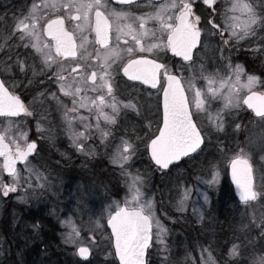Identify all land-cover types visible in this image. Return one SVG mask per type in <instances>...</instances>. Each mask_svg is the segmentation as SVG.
Returning <instances> with one entry per match:
<instances>
[{
  "label": "snow or ice",
  "instance_id": "snow-or-ice-1",
  "mask_svg": "<svg viewBox=\"0 0 264 264\" xmlns=\"http://www.w3.org/2000/svg\"><path fill=\"white\" fill-rule=\"evenodd\" d=\"M156 2L158 7L154 13L139 17L114 9L109 11L102 0H48L41 4L33 3L29 13L17 20L12 33L24 48L32 50V55L38 58L42 68L51 70L56 66L57 70L53 71L48 79L58 85L60 93L71 98L73 107L69 109L62 105L56 93H52L51 98L56 101L58 107L64 109L66 131L72 145L79 152L85 153V142L92 138L93 130L99 134L100 143L105 149L108 148L109 137L115 139L110 131L101 128V121L107 126L116 125L117 116L122 109L140 115V109L137 107L139 101L133 102L130 99L124 103L117 99L118 76L121 79L127 77L129 81L150 85L163 93V126L157 129L158 134L141 137L135 135L133 129L135 139L121 137L120 145L109 156L110 163L119 169L125 188L131 193V200L126 195L123 201L114 202L105 210L107 223L111 226L115 238V252L120 264H151L149 248L154 243V229L155 243L166 248L164 236L167 229L154 213L155 194L146 196L141 191L144 177L138 171L134 175L130 170L132 161L138 158L141 152L140 145H144V151L148 152L155 168L161 171L170 170V167H178L184 158L197 159L212 143L211 138L202 133L194 117L208 115L211 127L220 133L225 128V116H230L232 110L239 109L243 104L252 109L256 117L264 120V93L253 91L257 84H264V81L258 76L247 74L242 65H233L231 58L224 54L241 41L256 37L258 31H264V6L256 5L255 0H220L219 3L217 0H202L203 5H216L205 16V28H202L201 15L194 11L197 0ZM117 3L122 7L132 8L136 6L137 0H117ZM217 7L220 8L219 13L216 11ZM49 10L56 13L55 18H51ZM217 18L219 23L216 22ZM128 19L138 21L139 32L131 24L122 23ZM66 21L72 26L71 31L66 27ZM149 21H154L158 27L146 28ZM125 35L131 37V43L125 40L122 46L121 39ZM202 35L206 39L214 37L219 40L216 51L218 58L223 62V74L220 68H216L214 72L205 75L204 65H196L193 59L194 50L198 46L207 47L201 42ZM146 37L159 42L145 45L143 41ZM254 50L264 51V48ZM168 51L186 62L183 66L191 68L195 65L200 77L207 82L206 92H202L189 81L192 106L181 83L183 73L170 74L172 70L166 64L159 63L156 59H148L149 54L159 56L161 52ZM64 64H75V67L67 70V76L64 75ZM13 66L21 74L31 73L33 77L45 75L44 71H37L34 63L29 64L19 58L5 71H10ZM89 72L90 76L87 75ZM243 76H246V82H242ZM28 83L32 81L29 80ZM217 84L219 87H214ZM241 89H247L250 93L243 100L239 96ZM88 92L93 93V96H88ZM43 95L42 93L41 96ZM214 100H221L223 106L213 115L208 109L211 107L209 101ZM79 109H87L90 115L94 109L95 124H92L88 117L78 115ZM105 109H109L111 114ZM22 114L24 117H32L33 111L0 80V117L5 118L11 125L12 118L21 117ZM77 119L83 125V131L73 130V122ZM36 127L40 131L39 123ZM240 127V124H235L234 130L238 131ZM20 138L25 142L24 148L21 149L17 144L13 151L5 143V136L0 134V157H4L0 173L7 172L12 181L6 184L0 175V193L4 197L17 193L18 186L23 189L25 196L29 191H42L46 186H51L47 175L30 166L29 157L37 152V143L28 142L26 132H21ZM237 147L239 150L233 152L227 146L217 144L216 153L219 159L205 161L208 178H198V184L209 189H218L222 173H227L230 169L231 179L242 204L264 201V189L257 191L254 186L251 157L239 145ZM94 154V151L86 152L89 156ZM18 161L24 162L23 170L27 175H22L17 169ZM33 177L37 181L35 186L32 183ZM261 181L264 182V175L261 176ZM179 191L180 198L176 209L183 213L187 211L193 189L182 187ZM195 195L192 212L198 221H203L204 207L211 201L207 192L201 191L200 187L196 188ZM25 196H18V199L24 200ZM63 223L71 228L65 242L76 244L80 239V230L71 218ZM96 223L99 226L98 221ZM260 224L264 225V217ZM261 236L264 237V227H261ZM204 253L207 259L203 260V264H217L211 250L205 249L202 256ZM76 254L86 260L91 251L88 247L81 246ZM228 257L240 264V245L233 244L228 251ZM259 264H264V258Z\"/></svg>",
  "mask_w": 264,
  "mask_h": 264
},
{
  "label": "rangeland",
  "instance_id": "rangeland-1",
  "mask_svg": "<svg viewBox=\"0 0 264 264\" xmlns=\"http://www.w3.org/2000/svg\"><path fill=\"white\" fill-rule=\"evenodd\" d=\"M255 3L258 6H264V0H255ZM257 35L260 36L258 41H256L257 36L249 38L250 42H256L251 44L253 46L248 47L246 52L247 55L250 56L249 58L253 60H264V51L254 50L264 48V31H258ZM218 44L219 42L216 43V45ZM1 47L2 46H0V48ZM244 53V50L237 52L239 57L245 56ZM212 54L213 55L209 56V58L207 56L205 61L201 63L205 67V75L214 72L216 69L215 65H217V68L221 69V73L223 74V62L218 58L216 47L213 49ZM224 54L233 58L234 50L232 49L231 52L226 51ZM241 79L242 82H246V77L243 76ZM203 86L207 89L206 81L203 82ZM214 87H219V85H214ZM224 91L226 92L227 89L225 88ZM202 92L206 91L203 90ZM247 92H249L247 89H241L239 92L241 100H243ZM144 99L145 96H142L139 100L143 101ZM127 102L128 101L124 103ZM209 103L211 107L208 110L213 115L223 106L221 100L209 101ZM138 105L140 106L139 103L137 106ZM244 107L245 106L242 104L239 109L245 111ZM85 110L87 109H82V113H78V115L85 116L83 115ZM236 111L239 110L234 109L227 121V125L229 124L230 128L229 136L235 139V142L228 148L236 152L239 150L237 147V145H239V147L244 149L245 153L250 155L254 169V186L257 191H260L264 189V182L261 181V176L264 175V120L251 121L249 118L248 120L245 115L242 116L238 113H236L238 114L236 115L234 113ZM88 118L92 124H95V118L93 121L90 117ZM44 120L45 122H50L47 118ZM235 124L241 125L238 131L234 130ZM104 125L105 123L101 121V128H103ZM0 126L7 130L9 137L20 138V134L17 132L19 125H16V123L9 125L8 122H3ZM44 127L45 125L41 123L40 132L46 141L43 157L37 158L30 166H34L35 169L47 175L51 186H46L42 191H29L26 196L23 189L19 186L18 192L10 193L8 197H4L2 193H0V264L4 260L12 258L13 253L15 261L17 259L20 261H16V264H24L22 258H27V254L30 255V257L36 258L40 256L42 258L56 256V249L49 244H55L56 240H52L49 229H44V224L46 225L50 222L58 226L56 238L58 239L57 242L61 244L57 247L65 252V254H62L63 262L73 260V264H115L112 237L106 225L107 215L105 210L114 202L123 201L126 195L129 200H131V193L125 188L124 180L120 177L119 169L117 167L115 169H108L106 167L107 164L114 166L110 163L109 158H99L100 167L98 171H96L92 169L90 165L95 159L83 160V158H68L71 154L67 151L65 152L64 146L61 151L60 148L58 149V147H56V157L58 158H50L49 154L52 153V146L50 145L51 138L53 141H56V137L53 138L51 135L55 133V135L58 136V133L56 130L50 131L44 129ZM72 128L74 131L84 130L83 125L78 119L74 120ZM23 132H26L27 135L29 133L28 130ZM61 133L62 136H65L64 139L67 141L66 137L69 138L67 131L62 130ZM94 134H96V132L93 130L91 136ZM68 143L71 150L74 149L77 154L82 153L76 150L71 140H68ZM86 145L85 142V147ZM216 146L214 147V151L215 154L218 155L216 153ZM60 159L70 165V175H64V168L59 166L61 163L56 162ZM52 167H54L55 170H53ZM130 170L132 171L133 169ZM58 173H61L63 176ZM21 174L27 175L24 170L21 171ZM133 174L135 175L136 172H133ZM0 175H2L4 183L7 184L12 182L10 176L5 177L2 173H0ZM97 175L100 178L99 182L96 180ZM226 175L227 173H222V179L218 189H209L206 186L200 185L201 191H206L211 201L210 204L204 207L203 221H198L197 217L194 216L192 212V201L196 200V196H191L187 211L183 213L177 211L176 205L180 198L179 189L185 187L180 185V179H166L165 177L166 183L168 182L167 190L173 187V190H176L175 192L169 193L170 191H162L157 187L149 192L147 189L149 188L151 179L149 176H143L145 182L141 186V191L149 197L158 191L157 197L160 200V205L158 207L156 199L154 213L162 225L167 229V234L164 236L166 248L164 245L155 243L154 229V243L152 245V250L154 252L151 254L154 264H157L155 260L158 261L160 259L163 264H203V260L207 259L206 253L202 256V252H204L205 249L212 251V255L217 264H228L225 260L219 261L220 259H224L225 251L222 249V236L219 234L220 229L217 227L219 216L224 214L221 212H225L224 208L221 207L225 199L230 206L229 209L232 210L234 216L237 217L238 223L240 224L239 228H241L238 234H242V242L238 244L240 245L241 251L240 261L245 259L251 261L253 264H259L260 260L264 258L261 254L256 253L255 257L250 260L254 251V243L257 241V233L261 235V227H264V225L260 224L262 217H264V201L251 202L248 205H244L235 198L233 192L230 191L226 194L223 188L226 179L229 181ZM86 177H88V179H86ZM207 178L206 175L199 177V179ZM32 183L34 186L37 183L34 177ZM21 184H23V181H21ZM104 187H107L109 191L104 190ZM18 196H25V199H18ZM164 201L167 206H165ZM200 204H203L202 198ZM196 207H200V205H196ZM180 214H188L186 221L190 223L189 226L182 225V216ZM69 218H71L76 227L80 230V239L76 244L65 242L66 236L71 231V228L63 222ZM97 221L99 226H97ZM214 224H216L215 227ZM252 226L255 227L257 232L248 230V228ZM189 228L190 230L199 229V231L196 232L199 234L194 236L195 239H189ZM46 235L52 240L51 242L48 243ZM93 237L95 241H93ZM41 241L49 244L47 246L49 250H47V247L45 248ZM233 244L229 245L226 249V257H228V251ZM81 245L89 246L92 250V258L88 262L80 261L76 254V249ZM67 255L70 257H65ZM54 263L55 261L53 260L47 262V264ZM36 264H44V262H41V258H39Z\"/></svg>",
  "mask_w": 264,
  "mask_h": 264
},
{
  "label": "flooded vegetation",
  "instance_id": "flooded-vegetation-1",
  "mask_svg": "<svg viewBox=\"0 0 264 264\" xmlns=\"http://www.w3.org/2000/svg\"><path fill=\"white\" fill-rule=\"evenodd\" d=\"M42 2H48V0H0V41H1L0 46H2L0 48V79L5 82V86L8 87L10 92L20 96V98L24 101V103L30 107V110L33 111L32 117H24L22 114L21 117L12 118V123H16V125H19L17 132H19L20 134L21 132L28 130L29 133L27 135V141L28 142L35 141L37 143V152L33 153L29 157L31 164L32 162L36 161L37 158L43 157L44 146L46 144V141L44 140L42 133L38 131L36 128L37 123L39 124L43 123L45 125L44 129L50 131L56 130V132L58 133V136H56L55 133L51 135V137L53 138L56 137L55 138L56 141H53V139L51 138L50 145L52 146V153L49 154L50 158H58L56 157V147H58V149L60 148L61 151L64 146L65 152L67 151L69 154H71V148L69 147L70 144L68 143V140L70 141V139L66 137L67 139L66 141L64 139L65 136L64 135L62 136L61 133L62 130L67 129V124L63 119L64 109L62 107H58L57 103L53 101V99L51 98V94L56 93L62 105H66L67 108L69 109L72 108L71 98L65 97L62 93H60L58 91V85L54 81H49L48 79V77L52 75V72L57 70L56 66L54 65L51 70L42 68L38 58L32 55V50L24 48L21 45V42L15 36L12 35L17 20L23 18V16L29 13L31 9V5L33 3L41 4ZM64 2H66V0H64ZM102 2L108 6L109 11L114 9L117 12H121V11L128 12L130 16H136V17L152 14L154 13L156 7H158L156 0H137L136 6L132 8L122 7L120 4L117 3V0H102ZM161 2H165V0H161ZM217 2L219 3L220 0H217ZM223 6H227V5H222V7ZM212 7H216V5H213L211 7L208 5H203L202 0H197V3L194 5V11H196V14L201 15L202 28H205L203 21L205 16L211 12ZM216 11L217 13H219L220 8L217 7ZM74 14L75 13L73 12V15ZM49 15L51 16V18L56 17V13L51 10H49ZM216 22L217 23L220 22L218 18L216 19ZM122 23L125 25L131 24L133 28L136 29L137 32L140 31L138 27V21L136 20L133 19L123 20ZM66 27H68L70 31L72 30V26L69 25L67 21H66ZM157 27L158 25L154 21H149L146 24V28L148 29H155ZM225 36H227V33L225 34ZM89 39H91V37H89ZM259 39L260 36L257 35L256 41H258ZM125 40H128L129 43H131V37L125 35L121 39L122 46ZM5 41H7V43ZM256 41L250 42L249 39H246L245 41H241L238 45L234 46L233 47L234 54H233V58H231V62L233 65L235 64L242 65L247 74L258 76L261 78L262 81H264V60H253L249 58L250 56L247 55L246 52L248 47L253 46L251 44L255 43ZM143 42L145 43V45H147L149 43L159 42V41H153L150 37H146ZM201 42L207 47L201 48L200 46H198V48L194 50L193 59L195 60L196 65L203 63L207 56L209 58V56L213 55L212 54L213 49L216 47V43L219 42V40L214 37L206 39L202 35ZM77 43H79V40H77ZM240 50L245 51L244 53L245 56L242 57L238 56L237 52ZM197 57H202V59H197ZM17 58H19L20 60H24L26 63L29 64L34 63L36 65L37 71L38 72L44 71L45 75H39L33 77L31 73L21 74L14 66L11 68L10 71H5V69L9 65L15 64ZM148 59H156L159 63L166 64L168 68L172 70L170 74H178L180 72L183 73L181 77V83L185 87L186 94L189 97L190 106H192L191 105L192 92L188 89L189 81H192L195 84V87L201 89V91L203 90L206 91L205 87L203 86V82L205 80H203L200 77L197 67L195 65H193L191 68L183 66L186 64V62H183L180 57H175L170 51L161 52L159 56H157L154 53L149 54ZM70 67H75V64L63 65V68L66 70L64 72V75L66 76L68 75L67 70ZM215 67L217 68V65H215ZM87 75L90 76V72L87 73ZM117 79L119 80V85L116 91L117 99L123 102H126L130 99L133 101L136 100L139 101L140 106L138 105L137 107L140 109V115L137 116L136 113H133L131 111H125L122 109L119 115L117 116L116 125L107 126L105 124L103 126V128L106 131H110L115 137L114 140L112 139V137H109L107 149H105V147L100 143V138L98 133L92 135V138L86 141L87 145L85 147V153H81L80 156H76L74 158H83V160L95 159L92 163H90V165L91 168L95 169L96 171H98L100 167V163L98 159L109 158V156L119 146L121 137L134 140L135 135L146 137V135L149 134H158L157 129L162 128L163 126L162 91H159L158 89H154L150 85L142 84L139 81H135V82L129 81L127 80V77H123L121 79L120 76H118ZM29 80H31L32 83L29 84L28 83ZM41 81H43V83H41ZM161 83L162 84L164 83L163 77L161 79ZM164 86L166 87V84ZM253 91L264 93V84H257L253 89ZM42 93L44 94L43 96H41ZM83 94L85 93H82V95ZM86 94L88 96L90 95L93 96V93L91 92H88ZM247 94H249V92H247L244 95L243 99ZM142 96H145V99L143 101H140L139 99ZM244 106H245L244 107L245 111H243L242 109H237L239 111H236L234 113L235 114L238 113L242 116L245 115L246 118L247 119L249 118L251 121L261 120L260 118L256 117L253 114L252 109L248 108L246 105ZM105 111L111 114L109 109H105ZM233 111L234 110H232V112ZM79 113H82V109H79ZM94 113H95L94 109H93V114L91 115L87 110H85V113L83 115L90 117L93 121L95 118ZM45 118L49 119L50 122L49 123L45 122L44 120ZM194 119H197L198 127L201 128L202 133L205 134L206 137H210L212 141V143L208 146L207 150L204 153H202L197 159L184 158V160L179 162L178 167L173 166L170 167V170L161 171L153 166V162L150 160V156L148 152L144 151V145L143 144L140 145L141 152L138 158L132 161L131 169H133L132 172L134 173L137 171L139 172V174L143 173L142 176L144 177L149 176L151 181L147 191L151 192L153 191V189H155V187H157L162 191H166V192L170 191L169 193L175 192L176 190H173V187L172 189L167 190L168 182L166 183V179L178 178L180 179V185L185 187L187 186L192 187L193 188L192 197L196 196L195 190L197 187H200V185L198 184V178L206 175L207 165L205 161L211 160L213 158H219V156L215 154L214 147L217 144H223L229 147L232 145L233 142H235V139L229 136L230 128H229V124L227 125V121L229 120V115L225 116V128L224 131L220 133L216 132L215 129L211 127L209 123L208 115L202 114L199 118L194 117ZM3 122H8V121L5 118L0 117V124ZM133 129H135V135L133 134ZM0 133L5 136V141L9 144L10 148L13 151L15 150L17 144L20 145L21 149L24 148L25 142L21 138L9 137L7 134V130H5V128H2V126H0ZM125 133H127V135H125ZM88 151H94L95 154L91 156L86 155V152ZM72 157L73 156L70 155V157L68 158H72ZM56 162L61 163L59 164V166L64 168L65 176L70 175L71 170L69 164H67L62 159L57 160ZM3 163H4V157H0V167H2ZM23 164L24 162L18 161L17 169L22 171ZM106 167L108 169L116 168V166H112L110 164H107ZM52 168L53 170H55L54 167ZM164 172H166L167 174L166 175L163 174ZM2 174L5 177H7L5 172H2ZM61 176L63 175L61 174ZM226 177L229 178V169ZM99 179L100 178L97 175L96 176L97 182H99ZM164 185L165 187L163 188ZM223 188L226 194L229 193L230 191L233 192L234 194L232 185L230 181H228L227 179L225 181V185H223ZM157 192L158 191H156L154 194L156 196L157 205L159 207L160 200L157 197ZM224 201L225 202L221 204V207L224 208L225 212H221V213L227 214V211L230 206L226 202L227 201L226 199ZM165 206H167L166 203ZM180 215L182 216L181 217L182 225L189 226L190 223L186 221V219L188 218V214H180ZM215 226L216 224H214V227ZM217 227L220 229L219 234L222 236L223 239V237H225L224 233L226 229L225 220L219 218ZM197 231H199L198 228L194 230L195 233ZM153 234H154V230H153ZM153 252L154 251L152 250V246H150L149 255L151 256Z\"/></svg>",
  "mask_w": 264,
  "mask_h": 264
},
{
  "label": "trees",
  "instance_id": "trees-1",
  "mask_svg": "<svg viewBox=\"0 0 264 264\" xmlns=\"http://www.w3.org/2000/svg\"><path fill=\"white\" fill-rule=\"evenodd\" d=\"M71 155L73 156V158L76 156H80V154H77L74 149L71 150ZM111 177L114 178L113 176H111ZM86 179H88V177H86ZM104 190L109 191L107 187H104ZM219 217H220V219L225 220V225H226V229H225V233H224L225 237H223V239H221L222 249L225 251L224 252L225 256H224V259H220L219 261L225 260L226 263H228V264H237L236 260L230 259L229 257H226L227 256V250L226 249L228 248L229 245H231L233 243L239 244L242 242V238H241L242 234L238 235L239 231L241 229V228H239L240 224L238 223L237 217L234 216L233 211L230 209H228L227 214H225V213L221 214ZM237 223H238V226H237ZM45 228H47V230L49 229V231L51 232L50 235L52 237V240L53 241L56 240L55 244H51L49 242H51L52 240L46 235V239H47L48 243L56 249L57 255L50 257V258L49 257L42 258L40 256L39 258H41V262H44V264H47L48 261L53 260V261H55L54 264H73L74 263L73 260H69V261L67 260V262H65V261L63 262V255L62 254L63 253L65 254V252L57 247L58 245L61 244V243L57 242L58 239L56 238L58 226L55 225L54 223L50 222V223H47L46 225L44 224V229ZM248 230L252 231V232L256 231L254 226L249 227ZM198 234L199 233H195L194 230H190V228H189V230H188L189 239H195L194 236H197ZM41 243H43L45 248L49 245L48 243H45L44 241H41ZM47 250H49V247H47ZM48 252H50V251H48ZM256 253H259L264 257V237H262L259 233H257V241L254 243V251H253V254H252L250 260L255 257ZM26 257L27 258H24V257L22 258V261L24 262V264H36L37 260L39 259L36 257H30V255H28V254ZM65 257H70V256L67 255ZM67 259H69V258H67ZM150 260H151V264H154V260L151 256H150ZM16 261L20 262L19 259H17ZM16 261H15L14 253H13L12 258L4 260L1 264H16L17 263ZM155 262L157 264H163L161 259L158 261L155 260ZM114 263L118 264V262L116 261L115 258H114ZM240 264H253V263L251 261L243 259L240 261Z\"/></svg>",
  "mask_w": 264,
  "mask_h": 264
},
{
  "label": "water",
  "instance_id": "water-1",
  "mask_svg": "<svg viewBox=\"0 0 264 264\" xmlns=\"http://www.w3.org/2000/svg\"><path fill=\"white\" fill-rule=\"evenodd\" d=\"M1 80V79H0ZM257 92V91H256ZM250 94V93H249ZM248 95V94H247ZM246 95V96H247ZM246 96H245V98H246ZM247 106V105H246ZM253 111V110H252ZM253 114L255 115V113H254V111H253ZM1 134V133H0ZM5 143L6 144H8L6 141H5ZM9 145V144H8ZM10 147V146H9ZM7 175H9L7 172H5ZM229 179H230V182H231V184H232V186H233V190H234V194H235V196L237 197V199L239 200V197H238V193H237V190H236V187H235V184H234V182L232 181V179H231V175H230V169H229ZM106 224H107V226H108V228H109V230H110V233H111V235H112V243H113V249H114V253H115V257H116V259H117V261H118V263L120 264V261H119V257H118V255L116 254V252H115V238H114V235L112 234V230H111V226L107 223V221H106ZM79 247H81V246H79ZM82 247H88V246H82ZM89 248V247H88ZM90 249V248H89ZM78 251V248L76 249V252ZM90 251H91V249H90ZM78 256V255H77ZM91 256H92V251H91V254H90V256L85 260V259H83V258H81V257H79V259L81 260V261H88V260H90V258H91Z\"/></svg>",
  "mask_w": 264,
  "mask_h": 264
}]
</instances>
